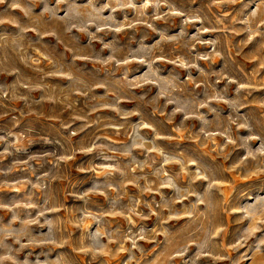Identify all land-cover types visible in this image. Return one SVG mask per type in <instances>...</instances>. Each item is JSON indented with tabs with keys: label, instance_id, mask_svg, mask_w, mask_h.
Here are the masks:
<instances>
[{
	"label": "rangeland",
	"instance_id": "rangeland-1",
	"mask_svg": "<svg viewBox=\"0 0 264 264\" xmlns=\"http://www.w3.org/2000/svg\"><path fill=\"white\" fill-rule=\"evenodd\" d=\"M0 264H264V0H0Z\"/></svg>",
	"mask_w": 264,
	"mask_h": 264
}]
</instances>
